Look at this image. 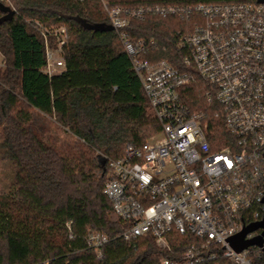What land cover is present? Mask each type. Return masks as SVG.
<instances>
[{
  "label": "trees",
  "instance_id": "1",
  "mask_svg": "<svg viewBox=\"0 0 264 264\" xmlns=\"http://www.w3.org/2000/svg\"><path fill=\"white\" fill-rule=\"evenodd\" d=\"M230 1L239 0H0V136L17 168L12 190L0 192V264H160L166 253L151 235L118 236L125 225L113 218L103 194L104 158H119L127 144L141 145L160 130L105 6ZM193 22L148 14L131 18L125 31L146 41L141 59L181 66L186 54L177 38L192 31ZM50 25L64 26L67 34L64 69L51 76L46 45L54 47L43 39L53 38ZM207 89L194 76L184 99L206 111L207 137L218 149L231 139L219 105L205 98ZM33 113L74 136L71 149L44 140ZM89 232L110 237L100 259L85 244ZM254 264H264V252Z\"/></svg>",
  "mask_w": 264,
  "mask_h": 264
},
{
  "label": "built area",
  "instance_id": "2",
  "mask_svg": "<svg viewBox=\"0 0 264 264\" xmlns=\"http://www.w3.org/2000/svg\"><path fill=\"white\" fill-rule=\"evenodd\" d=\"M105 8L160 126L155 138L127 144L119 158H104L103 194L125 225L118 236L129 241L151 235L166 253L160 264H254L264 252V234L261 246L241 250L230 239L264 218V2ZM148 14L193 18V30L177 38L186 54L181 66L139 57L148 45L133 41L125 28L131 18ZM51 33L61 51L65 27ZM63 69V58L46 45L45 72ZM194 76L208 84L206 100L219 105L231 139L224 147L211 145L206 111L184 99ZM109 240L104 232H89L85 244L100 259Z\"/></svg>",
  "mask_w": 264,
  "mask_h": 264
},
{
  "label": "rangeland",
  "instance_id": "3",
  "mask_svg": "<svg viewBox=\"0 0 264 264\" xmlns=\"http://www.w3.org/2000/svg\"><path fill=\"white\" fill-rule=\"evenodd\" d=\"M7 3L8 0H5ZM50 31H57L61 28V25L48 26ZM42 30L43 28L40 27ZM44 31V30H43ZM46 44H52L54 48H50L51 53L55 57H62L59 51V41L56 36L53 35L52 39L43 38ZM2 62V56L0 54V64ZM33 124L38 134L47 142L54 144L58 148L69 151L76 142L75 137L65 132L53 119L43 116L42 114L33 113ZM157 133L150 135L146 141L155 138ZM103 157L102 155L99 158ZM17 168L10 160L5 148L2 145V137L0 136V192L7 193L12 190V186L15 184ZM114 218V216H113Z\"/></svg>",
  "mask_w": 264,
  "mask_h": 264
},
{
  "label": "water",
  "instance_id": "4",
  "mask_svg": "<svg viewBox=\"0 0 264 264\" xmlns=\"http://www.w3.org/2000/svg\"><path fill=\"white\" fill-rule=\"evenodd\" d=\"M257 1L258 2H264V0H257ZM0 5H1V3H0ZM102 163L104 164V161H102ZM263 201H264V198H263ZM257 228H262L261 234L255 236L252 239H245L244 238V236L247 232L253 231ZM263 234H264V218L259 222H256V223H253V224L246 226L241 232H239L238 234L233 236L230 239V242H231V245L237 250H241L248 245L261 246ZM263 250H264V247H263Z\"/></svg>",
  "mask_w": 264,
  "mask_h": 264
},
{
  "label": "crops",
  "instance_id": "5",
  "mask_svg": "<svg viewBox=\"0 0 264 264\" xmlns=\"http://www.w3.org/2000/svg\"><path fill=\"white\" fill-rule=\"evenodd\" d=\"M1 64H2V62H1ZM1 64H0V65H1Z\"/></svg>",
  "mask_w": 264,
  "mask_h": 264
}]
</instances>
